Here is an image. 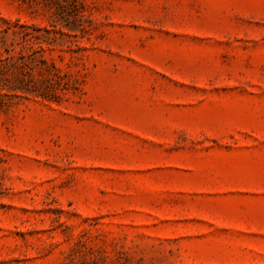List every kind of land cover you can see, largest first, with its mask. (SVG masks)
Wrapping results in <instances>:
<instances>
[{
    "label": "rangeland",
    "instance_id": "1",
    "mask_svg": "<svg viewBox=\"0 0 264 264\" xmlns=\"http://www.w3.org/2000/svg\"><path fill=\"white\" fill-rule=\"evenodd\" d=\"M17 22L59 70L0 90V264H264V0H0Z\"/></svg>",
    "mask_w": 264,
    "mask_h": 264
},
{
    "label": "trees",
    "instance_id": "2",
    "mask_svg": "<svg viewBox=\"0 0 264 264\" xmlns=\"http://www.w3.org/2000/svg\"><path fill=\"white\" fill-rule=\"evenodd\" d=\"M35 31H45L47 34H37ZM52 32L50 28L20 22L0 29V90L47 97L51 87L45 85V80L37 77V73L52 69L56 73L59 70L53 59L45 55L56 41Z\"/></svg>",
    "mask_w": 264,
    "mask_h": 264
}]
</instances>
